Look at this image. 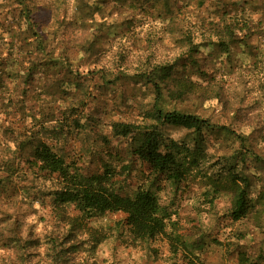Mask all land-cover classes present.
I'll return each instance as SVG.
<instances>
[{"label": "rangeland", "instance_id": "374dc122", "mask_svg": "<svg viewBox=\"0 0 264 264\" xmlns=\"http://www.w3.org/2000/svg\"><path fill=\"white\" fill-rule=\"evenodd\" d=\"M145 128L178 145L180 176L138 157ZM39 144L120 194L150 190L165 233L55 203ZM0 264H264V0H0Z\"/></svg>", "mask_w": 264, "mask_h": 264}, {"label": "trees", "instance_id": "16d2710c", "mask_svg": "<svg viewBox=\"0 0 264 264\" xmlns=\"http://www.w3.org/2000/svg\"><path fill=\"white\" fill-rule=\"evenodd\" d=\"M154 116L157 120L186 128L199 130L213 126L201 117L178 110L162 111L156 108ZM122 126L127 129L131 125ZM135 132L139 135V142L134 150L140 159L155 171L166 172L167 176H180L183 168L175 157L179 150L176 143L169 141L164 144L159 131L154 129H136ZM34 156L41 169L55 173L61 182V187L53 192L55 203L72 202L80 209L92 212L123 211L132 232L139 238H154L165 233L158 202L150 190L140 189L132 196L120 194L104 184V175L84 176L72 171L69 163L52 152L46 144L37 145ZM248 206L244 189L239 190L233 201L231 217H242Z\"/></svg>", "mask_w": 264, "mask_h": 264}]
</instances>
